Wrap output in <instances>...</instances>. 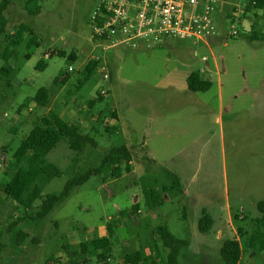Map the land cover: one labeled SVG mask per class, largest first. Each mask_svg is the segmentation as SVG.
Segmentation results:
<instances>
[{
  "label": "rangeland",
  "instance_id": "obj_1",
  "mask_svg": "<svg viewBox=\"0 0 264 264\" xmlns=\"http://www.w3.org/2000/svg\"><path fill=\"white\" fill-rule=\"evenodd\" d=\"M26 1L10 0L0 38V68L4 63L9 68L7 76L0 74V264H66L63 246L98 238L111 241L103 254L108 260L91 254L88 264H122L127 255L148 250L144 264H166L169 251L155 226L187 242L179 264H224L219 250L225 241L209 246L211 236L197 230L196 208L225 206L235 231L225 240H237L243 249L248 235L260 231L252 221L259 216L255 204L264 201V6L220 22L212 13L215 26L238 31L224 45L216 31L206 47L165 38L103 50L91 41L99 0H38L35 15L25 10ZM22 24L28 33L4 62L5 36ZM30 37L37 44L25 57ZM192 52L211 63L190 59ZM94 57L99 66L86 79L84 66ZM201 68L211 86L188 94L186 78ZM39 90L48 95L44 106L34 99ZM52 114L95 146L76 153L61 141L51 150L46 160L60 175L26 209L6 198L2 187L15 171L11 158L22 139ZM121 147L132 155L129 173L123 164L120 177L112 178L108 164L71 189L45 218L32 219L46 198L61 194L72 178L99 169L105 156ZM153 194L158 202L150 199ZM238 264H264V251L243 249Z\"/></svg>",
  "mask_w": 264,
  "mask_h": 264
},
{
  "label": "trees",
  "instance_id": "obj_2",
  "mask_svg": "<svg viewBox=\"0 0 264 264\" xmlns=\"http://www.w3.org/2000/svg\"><path fill=\"white\" fill-rule=\"evenodd\" d=\"M38 0H27L25 4V10L31 14H37V7H35ZM255 2V6L250 9L246 8L245 12L258 9L264 6V0H251ZM10 0H0V38L6 33L7 20L4 16L5 11L10 5ZM251 30L253 27L251 26ZM28 33L26 25L22 24L14 34L6 35V48L4 49L1 59L4 62H8L11 59L15 48L21 46L24 35ZM254 38L253 36L249 37ZM37 42L33 37H30L23 45L27 51L25 57L30 54V51L35 47ZM6 63L0 68V74L7 76L9 68L5 66ZM99 66L98 61L91 60L84 66L86 72V79L89 75ZM38 69H43V64L37 65ZM36 67V68H37ZM86 79L79 82L78 86H82ZM211 84L208 81H203L199 78L198 73L192 72L186 78L187 91L190 93L206 92L209 90ZM35 101L43 106L46 103L47 92L45 90H39L36 92ZM113 128V127H112ZM61 141H64L69 150L82 153L85 149L93 148L95 146L94 141L90 137H83L79 134L78 130L63 122L57 116L42 118L41 123L38 126H34L27 136L22 139L18 149L12 155V164L15 166L14 173L3 184V193L6 198L10 199L15 204L29 209L33 205L34 201L40 197L43 187L51 180L59 177V170L46 160L47 154L53 150ZM131 156L126 148L121 147L110 151L103 159L99 169L90 170L84 175H78L72 178L64 186L63 192L58 196H50L46 198L38 211L35 212L32 219L45 218L54 208V206L64 197L67 193L82 184H84L90 176L99 175L106 165H113L111 176L112 178H119L121 174V166L125 164L124 171L130 172V168L127 163L130 161ZM23 163V164H22ZM21 164V167H16ZM154 200L157 202L156 194ZM152 195V196H153ZM255 207L259 213V217L252 221V226L258 232H254L247 237V241L243 245V249L255 250L258 253L264 251V201H259L255 204ZM211 226V220L207 215H202L197 224V230L199 233H205ZM154 234L161 240L163 247L167 249L168 256L166 264H179L177 258L179 257L180 248L187 245L185 240L175 239L169 234L165 227L159 226L153 229ZM239 235L244 236L238 229ZM20 238L22 237L19 236ZM19 242V241H18ZM108 238H98L93 240H86L80 242L76 246L66 245L62 247V251L65 254L67 260L66 264H88V256L94 254L96 258L107 259L104 257V253L109 250ZM0 245V249H1ZM243 249H241L237 240L225 241L220 250L219 256L224 264H238L242 256ZM140 260V253L127 255L122 260V264H138Z\"/></svg>",
  "mask_w": 264,
  "mask_h": 264
},
{
  "label": "built area",
  "instance_id": "obj_3",
  "mask_svg": "<svg viewBox=\"0 0 264 264\" xmlns=\"http://www.w3.org/2000/svg\"><path fill=\"white\" fill-rule=\"evenodd\" d=\"M254 6L251 0H99L92 17L91 41L103 50L134 41L158 44L165 38L182 39L192 46H207L217 31L224 43L225 38L236 37L238 31L233 26L228 31L222 30L219 23L215 26L211 14L216 12V22L230 17L239 19L246 8ZM191 54L192 59L207 62L197 52ZM43 58L49 55L44 54ZM91 60L99 61L94 57L87 62ZM68 72H72L71 67ZM202 73L201 69L199 74ZM104 79L109 76L105 74Z\"/></svg>",
  "mask_w": 264,
  "mask_h": 264
},
{
  "label": "crops",
  "instance_id": "obj_4",
  "mask_svg": "<svg viewBox=\"0 0 264 264\" xmlns=\"http://www.w3.org/2000/svg\"><path fill=\"white\" fill-rule=\"evenodd\" d=\"M225 43H222V45H224ZM208 46V45H207ZM206 47V46H205ZM192 57V54H190V59H192L191 58ZM202 57H205V56H202ZM206 59H207V62L205 63L206 65H208V64H210L211 62L209 61V59L207 58V57H205ZM192 60H195V59H192ZM199 60V59H198ZM200 61V60H199ZM201 62V61H200ZM204 70V73H202V74H199V71L200 70ZM199 71H198V76H199V78L201 79V80H203V81H207L206 79H204L201 75H203V74H205L206 73V70L205 69H203V68H201ZM214 72H215V64L214 63H212V67H211V69H210V73L211 74H214ZM187 91V90H186ZM188 94L190 93V92H187ZM201 93H203V92H201ZM190 94H192V93H190ZM47 99H48V95H47ZM47 99H46V102H47ZM46 104V103H45ZM199 104L201 105V106H203L204 104L202 103V102H199ZM44 106V105H43ZM51 114V111H49V113H48V115H50ZM48 115H46V117L45 118H49V116ZM51 116H55L54 114H52ZM59 118V117H58ZM41 123V122H40ZM40 125V124H39ZM36 126H38V125H36ZM191 128H194V127H191ZM184 131H185V129H183ZM31 131V130H30ZM29 131V132H30ZM197 131V130H196ZM28 132V133H29ZM160 132V131H159ZM27 136V135H26ZM25 136V137H26ZM24 137V138H25ZM23 138V139H24ZM196 139V142H197V145H196V148H198V147H201V146H199L198 145V141H197V138H195ZM200 139H202L201 137H200ZM199 139V140H200ZM189 144H191L190 142H188ZM200 143V142H199ZM126 150L128 151V153L130 154V152H129V149H127L126 148ZM130 156H131V160H130V164H132V155L130 154ZM146 157V156H145ZM149 157L155 162V161H158L157 159H156V156H155V154H151V152H150V154H149ZM152 160H149L150 162H152ZM14 168V167H13ZM12 175V174H11ZM175 180V179H174ZM183 195L184 196H186V191H183ZM154 198H155V196L153 195V196H151L150 197V199L153 201L154 200ZM159 200L157 199V202H158ZM186 206H191V201H187L186 202V204H185ZM193 209H194V207H192V211H193ZM197 209V214H200L201 215V217H202V215H207L209 218H210V220H211V226H210V228H209V230H207L206 232H205V234H209L210 236H211V241H212V243L209 245V246H213V245H215L216 244V241H218V240H220V239H223V241H228V240H225V238L227 237V236H232V237H235V231L233 230V228H232V225H231V215H230V208L228 207V206H225V208H223V209H217V208H215V207H211V209L209 210V211H205V210H200L201 212H199V210H198V208H196ZM199 212V213H198ZM193 213L194 214H196L194 211H193ZM259 217V216H258ZM201 218H200V216H199V218L196 220V222H197V224H198V222H199V220H200ZM222 222H225V224H224V227H223V229L222 230H220L219 229V226H220V224L222 223ZM217 223V224H216ZM216 224V225H215ZM156 227H159V226H155V227H153V229L154 228H156ZM212 229V230H211ZM211 230V231H210ZM210 231V232H209ZM204 234V233H203ZM235 239V238H234ZM109 240V239H108ZM205 241V240H204ZM109 243H111V241H109ZM207 244V242H205V244L204 245H206ZM190 246H191V244H190ZM109 249H110V246H109ZM150 252H151V250H148L147 252H139L140 253V260H139V262H138V264H144L146 261H148V259L151 257V254H150ZM107 253H109V250L107 251ZM108 259H106V261H107Z\"/></svg>",
  "mask_w": 264,
  "mask_h": 264
}]
</instances>
